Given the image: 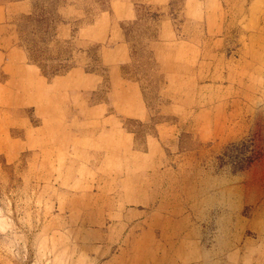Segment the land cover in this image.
Here are the masks:
<instances>
[{"label": "rangeland", "instance_id": "1", "mask_svg": "<svg viewBox=\"0 0 264 264\" xmlns=\"http://www.w3.org/2000/svg\"><path fill=\"white\" fill-rule=\"evenodd\" d=\"M0 264H264V0H0Z\"/></svg>", "mask_w": 264, "mask_h": 264}, {"label": "bare ground", "instance_id": "2", "mask_svg": "<svg viewBox=\"0 0 264 264\" xmlns=\"http://www.w3.org/2000/svg\"><path fill=\"white\" fill-rule=\"evenodd\" d=\"M204 181H206V182H207L208 180H204Z\"/></svg>", "mask_w": 264, "mask_h": 264}]
</instances>
